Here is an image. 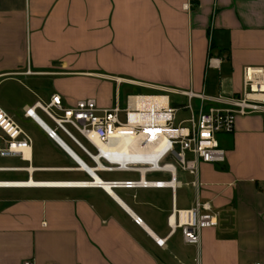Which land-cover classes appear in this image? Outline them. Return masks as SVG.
<instances>
[{
  "label": "crops",
  "instance_id": "0c3cea01",
  "mask_svg": "<svg viewBox=\"0 0 264 264\" xmlns=\"http://www.w3.org/2000/svg\"><path fill=\"white\" fill-rule=\"evenodd\" d=\"M250 67H264V0H0V83L11 75L37 83L21 113L43 149L36 151L25 132L30 158L0 156V183L96 180L50 138L49 126L24 117L37 102L58 95L66 108L94 99L112 109L125 107L129 96L164 95L171 107L172 96L187 106L184 93L240 95ZM87 76L111 91L110 103L82 96ZM192 104L198 109L201 101ZM218 141L226 160L200 165L199 188L178 166L99 170L83 152L79 159L96 169L90 172L102 187L0 188V264H264V118L238 116L234 133ZM141 179L176 186L111 187ZM197 201L218 214V226L203 230L193 246L170 218Z\"/></svg>",
  "mask_w": 264,
  "mask_h": 264
},
{
  "label": "built area",
  "instance_id": "2783aa9c",
  "mask_svg": "<svg viewBox=\"0 0 264 264\" xmlns=\"http://www.w3.org/2000/svg\"><path fill=\"white\" fill-rule=\"evenodd\" d=\"M188 98V105L184 107L191 115L190 119L176 126L177 109L170 105L169 96L146 97L129 96L126 106L117 105L112 109L99 108L96 100L85 99L74 106L66 108L62 104L61 97L54 95L49 104L37 102L33 107L24 109V117L38 123L41 121L38 112H41L53 124L48 133L50 138L67 144L59 134H63L76 148L90 158L96 165V169L112 171H144L145 173L171 172L178 166L182 171L195 178L193 187L199 188L200 165L222 164L226 160V153L218 141L220 134H233L238 116L261 115L264 118V67L245 68L243 73V92L232 98L219 97L211 100L204 95H195L191 92L184 93ZM166 98L167 105H141L143 98ZM198 99L201 104L195 109L192 101ZM207 101H213L228 105V108L206 107ZM140 104V105H139ZM124 117L125 122L121 121ZM39 124V123H38ZM45 124V123H44ZM46 125V124H45ZM47 126V125H46ZM48 127V126H47ZM71 128V129H70ZM72 130L83 137L94 149L93 154L84 146ZM96 135L102 144L109 148L103 151L92 141L91 135ZM139 139V147L162 146V150L147 154L137 153L133 139ZM58 142V141H57ZM61 146V144L58 142ZM128 145L133 151L132 156L126 157L120 149ZM32 146L31 138L13 121L8 113L0 108V156L3 158L26 159V151ZM62 147V146H61ZM79 159V155L67 146ZM96 157L98 160H96ZM171 157L173 163L165 164V160ZM114 161H131L122 166ZM81 161V159H79ZM82 162V161H81ZM100 164L103 169H100ZM83 165L91 169L88 165ZM83 169V167L81 166ZM96 169H92L93 171ZM94 180V175L85 170ZM82 187H102L103 183H80ZM174 182H146L141 179L138 182L113 183L111 187L132 188H166L175 187ZM26 183H0V188H23ZM171 225L182 230L186 244L200 246L201 232L205 229L218 226V214L214 213L209 204L197 201L195 207L186 212H174L170 218ZM137 224L141 221L136 219ZM163 246L164 241H158ZM30 264V263H26ZM259 264V263H256Z\"/></svg>",
  "mask_w": 264,
  "mask_h": 264
},
{
  "label": "rangeland",
  "instance_id": "374dc122",
  "mask_svg": "<svg viewBox=\"0 0 264 264\" xmlns=\"http://www.w3.org/2000/svg\"><path fill=\"white\" fill-rule=\"evenodd\" d=\"M12 79H6L3 82L0 83V106L5 109V111L9 114V116L13 119V121L26 133H28L35 141V147L36 151L42 153L43 149L40 143H38V135L36 132L31 128L30 124L23 118V115L21 113V103H24L25 101L33 98V94L35 91V84H37L35 81H32L31 79L26 81L23 78H19V76H13L11 75ZM17 79V80H16ZM84 79H87L84 81L86 85L82 89V96L83 95H89V94H96L97 101L100 103V101L106 103L107 101L113 100L111 98V91H108L106 86L98 87L96 84L97 82H101L99 79H95L92 77H85ZM91 80L92 82H89ZM18 81H21L24 83V85H21ZM47 85V83H46ZM126 91L124 90L122 93L123 97V104L125 101ZM144 93H150V92H144ZM172 104L173 107L177 108V116H176V123L175 125L178 126L182 124L183 122L190 119L191 115L189 112L185 111L184 107L186 106L187 102L182 97L178 96H172ZM44 105H47L48 102L44 101ZM124 107V106H122ZM39 118L50 128H53L52 123L43 115L41 112H38ZM121 121L125 122L124 117H121ZM187 124H182V127H187ZM71 129V128H70ZM72 132L77 136L79 141L83 143L93 154L96 153V150L91 147L86 140L78 136L73 130ZM61 139L69 146L75 153L81 156V152L63 135L59 134ZM79 156V157H80Z\"/></svg>",
  "mask_w": 264,
  "mask_h": 264
},
{
  "label": "bare ground",
  "instance_id": "6f19581e",
  "mask_svg": "<svg viewBox=\"0 0 264 264\" xmlns=\"http://www.w3.org/2000/svg\"><path fill=\"white\" fill-rule=\"evenodd\" d=\"M139 101H141V105H144V104H146V105H159V106H166L167 105V100H166V98H143V99H141V100H139ZM140 105V104H139ZM39 122V121H38ZM41 124V123H40ZM44 126V125H43ZM49 128V127H48ZM51 131V130H50ZM47 132V131H46ZM50 133V132H49ZM91 139H92V141L96 144V145H98V147H100L103 151H109V148L106 146V145H104V144H102V142H100L99 141V139L97 138V136L96 135H91ZM131 139H133V144L135 145V148H136V150H137V153H133V154H138V150H141L140 151V156L142 155V154H147V153H151V152H154V154L157 152L156 150H162V146L163 145H159V146H153V145H150L151 146V148H150V146L148 147V146H146V148H140L138 145H139V139H135V138H131ZM56 140L61 144V146H62V144L70 151V153H72L71 152V150L64 144V143H61V141H59L58 139H57V137H56ZM148 147V148H147ZM62 148H63V146H62ZM64 149V148H63ZM65 150V149H64ZM66 151V150H65ZM132 149L128 146V145H125V146H123L121 149H120V152L123 154V155H126V154H131L132 155ZM67 152V151H66ZM26 155V158H30V151H26V153H25ZM74 156H75V154L74 153H72ZM78 158V157H77ZM96 160H98V158L96 157ZM82 165H83V162H82ZM85 167V166H84ZM100 169H103V167H101V165H100ZM84 170H87V171H93L92 169H87L86 167H85V169ZM94 172V171H93ZM96 179V181L98 182V184H100V180L98 179V178H95ZM26 185H27V187L28 186H49V187H74V186H79V185H81L80 183L79 184H77V183H51V184H38V183H35V182H33V181H30V182H27L26 183ZM106 188V190L108 191V192H110L111 193V190L109 189V187H105Z\"/></svg>",
  "mask_w": 264,
  "mask_h": 264
},
{
  "label": "water",
  "instance_id": "95a60500",
  "mask_svg": "<svg viewBox=\"0 0 264 264\" xmlns=\"http://www.w3.org/2000/svg\"><path fill=\"white\" fill-rule=\"evenodd\" d=\"M75 159V158H74ZM76 160V162L80 165V166H82L83 167V165L81 164V162L79 161V159H75ZM83 169H85L84 167H83ZM91 173V172H90Z\"/></svg>",
  "mask_w": 264,
  "mask_h": 264
}]
</instances>
